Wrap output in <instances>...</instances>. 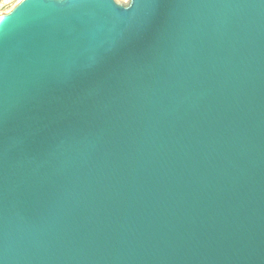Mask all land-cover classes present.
I'll use <instances>...</instances> for the list:
<instances>
[{
    "label": "water",
    "instance_id": "obj_1",
    "mask_svg": "<svg viewBox=\"0 0 264 264\" xmlns=\"http://www.w3.org/2000/svg\"><path fill=\"white\" fill-rule=\"evenodd\" d=\"M128 2L0 15V264H264V0Z\"/></svg>",
    "mask_w": 264,
    "mask_h": 264
},
{
    "label": "rangeland",
    "instance_id": "obj_2",
    "mask_svg": "<svg viewBox=\"0 0 264 264\" xmlns=\"http://www.w3.org/2000/svg\"><path fill=\"white\" fill-rule=\"evenodd\" d=\"M21 0H0V15L9 12L16 6ZM124 4H128V0H120Z\"/></svg>",
    "mask_w": 264,
    "mask_h": 264
},
{
    "label": "snow or ice",
    "instance_id": "obj_3",
    "mask_svg": "<svg viewBox=\"0 0 264 264\" xmlns=\"http://www.w3.org/2000/svg\"><path fill=\"white\" fill-rule=\"evenodd\" d=\"M10 15V14H9ZM4 19V16H0V20H3Z\"/></svg>",
    "mask_w": 264,
    "mask_h": 264
}]
</instances>
